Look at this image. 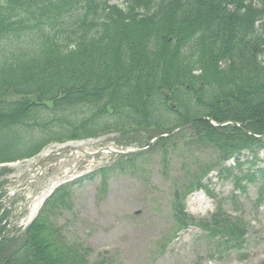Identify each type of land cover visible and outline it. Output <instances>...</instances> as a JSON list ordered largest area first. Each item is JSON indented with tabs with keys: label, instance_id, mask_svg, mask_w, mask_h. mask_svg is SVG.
Returning a JSON list of instances; mask_svg holds the SVG:
<instances>
[{
	"label": "trees",
	"instance_id": "16d2710c",
	"mask_svg": "<svg viewBox=\"0 0 264 264\" xmlns=\"http://www.w3.org/2000/svg\"><path fill=\"white\" fill-rule=\"evenodd\" d=\"M190 121L186 147L213 149L222 161L243 150L259 159L264 140L245 130L264 133V0H0V164L123 127L143 147ZM172 141L160 137L150 150ZM144 154L117 156V166L85 178L100 174L106 187L110 170ZM209 169L200 164L187 191H175L182 225L183 200L206 187ZM257 174L264 179V168L236 176L238 187ZM70 186L55 190L22 235L0 240V264H105L85 259L80 250L90 248L56 224ZM201 225L219 245L245 243L240 220L217 214Z\"/></svg>",
	"mask_w": 264,
	"mask_h": 264
},
{
	"label": "rangeland",
	"instance_id": "374dc122",
	"mask_svg": "<svg viewBox=\"0 0 264 264\" xmlns=\"http://www.w3.org/2000/svg\"><path fill=\"white\" fill-rule=\"evenodd\" d=\"M129 130V127H123L97 137L51 142L30 159L37 161L39 156L66 143L80 145L89 152L104 148L123 151L140 147ZM38 132L40 137V129ZM172 138L173 141L165 148L156 147L127 162L124 171L110 170L106 187L100 184V174L93 178H84V175L101 167L117 166V156L108 152L95 155L77 152L65 159L54 176L44 180V196L61 184L71 183L68 207L59 211L56 217V224L67 241L90 248L80 252L91 262L103 260L105 264H264V197L260 200L259 194L263 179L247 182L246 191H242L236 187L233 177L219 175L224 165H235L233 160L223 163L213 149L186 147L183 143L188 140V131H180ZM20 149L24 151L25 146ZM258 156L261 160L252 166L246 162L252 159V155L244 151L242 167L234 168L233 174L264 167V150H260ZM27 160L0 165V172L9 170V180L22 176L31 169V162ZM200 164L210 168L204 182L211 194L202 189L188 195L185 211L193 222L181 227L174 191L175 188L183 191L186 179H190ZM34 191L33 187L28 197H32ZM2 203L0 199V210L3 209ZM16 205L5 204L3 213L9 223L6 231L10 230L12 234L20 233L23 219L26 222L32 219L30 213L26 214L20 207L15 208ZM219 206L220 211L232 219H242L247 230L242 248L217 246L216 240L199 225L201 221H211ZM14 211L19 213V217Z\"/></svg>",
	"mask_w": 264,
	"mask_h": 264
},
{
	"label": "water",
	"instance_id": "95a60500",
	"mask_svg": "<svg viewBox=\"0 0 264 264\" xmlns=\"http://www.w3.org/2000/svg\"><path fill=\"white\" fill-rule=\"evenodd\" d=\"M72 150H73V152H75V150H79V151H81V152L88 153L87 151H85V149H83V148H81V147H73ZM105 150L110 151V152H115V153H126V152H122V151L113 150V149H111V148H107V149H105ZM105 150L102 149V150H100L99 152H103V151H105ZM137 151H139V150H137ZM130 152H136V151H135V150H129L127 153H130ZM96 153H98V152H95V153H88V154H96Z\"/></svg>",
	"mask_w": 264,
	"mask_h": 264
},
{
	"label": "bare ground",
	"instance_id": "6f19581e",
	"mask_svg": "<svg viewBox=\"0 0 264 264\" xmlns=\"http://www.w3.org/2000/svg\"><path fill=\"white\" fill-rule=\"evenodd\" d=\"M40 202H41V201L35 203V205H34V208H35L34 211L36 210V208L38 207V205L40 204Z\"/></svg>",
	"mask_w": 264,
	"mask_h": 264
}]
</instances>
